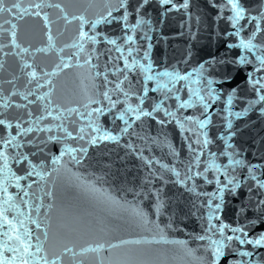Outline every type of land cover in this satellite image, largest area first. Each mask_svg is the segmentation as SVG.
<instances>
[{
  "label": "snow or ice",
  "instance_id": "6c2138e0",
  "mask_svg": "<svg viewBox=\"0 0 264 264\" xmlns=\"http://www.w3.org/2000/svg\"><path fill=\"white\" fill-rule=\"evenodd\" d=\"M207 2L217 10L214 22L223 21L232 29L215 33L217 41L226 46L225 54L212 55L191 70L173 65L172 70L154 71L151 43L140 56L143 47L140 40H152L151 21L144 17L153 0H103L104 8L94 13V19L88 13L96 0H87L88 7L79 15L70 14L63 3L53 0H0V37L5 34L8 37V44L0 43V70L4 69L2 57L15 55L22 62L21 72L27 78L25 87L33 86L9 95L0 89V264H65V257H70L71 264H84L77 257L88 254H94L95 264H155L145 258L147 253L142 248L118 251L126 246L149 244L175 246L180 254L173 259L179 264H264V251H256L264 250V163L237 158L241 152L230 142L240 131L234 129L230 117L240 120L253 111L264 116V0L256 15L242 0ZM156 3L164 9L161 17L173 11L192 15L189 12L192 0H156ZM45 8L56 11V20L50 19L51 14ZM225 11L229 13L226 16ZM27 17L42 21L47 39L46 47L34 52L55 51L58 56L59 62L50 72L38 71L24 58L34 52L18 43L15 21ZM57 21L66 26L77 25L73 42L59 49L52 35V25ZM196 21L199 23V16ZM113 22L120 24L122 37L112 38L98 30V26H111ZM249 25L251 30L242 35ZM138 29L143 31L139 39ZM229 38H237L238 43H229ZM191 39H197L195 32H191ZM8 47L13 51H4ZM66 48L75 51L61 55ZM229 50H238V56L230 58ZM192 55L189 50L183 61L186 65ZM73 67L85 69L86 74L80 78L85 102L64 107L52 99L55 88L52 78ZM217 76L219 80L215 79ZM238 76H243V80L237 81ZM16 79L14 76L6 83L15 87ZM233 81H237L235 86L226 91V85ZM150 83L154 86L150 87ZM245 91L254 98L238 96V92ZM152 94H159V98ZM222 95L226 96V107L221 110L214 106ZM15 97L26 103L17 102ZM236 99H246L247 107L234 111ZM13 108L25 111L14 120L9 119L6 113ZM214 115L221 116L226 136L224 132L216 137L210 135L211 128L219 127L214 123ZM49 120L54 123H44ZM150 121L160 126L156 135L149 131ZM168 125L179 131L187 153L184 159L163 131ZM217 140L223 141V147L216 145ZM101 144L123 147L126 156H134L147 169L148 176L139 190H126L132 192V201L105 188L104 177L88 180L68 167L69 163L83 165L89 147ZM153 145L161 152L167 149L164 155L175 162L170 164L163 162L164 157L145 155V151H153ZM214 145L218 151L213 150ZM220 157L227 158V162H218ZM62 176L75 182L102 209L126 214L136 227L152 233V239L121 240L118 244L95 241L79 251L67 243L60 251L46 247L48 224L44 223L42 233H34L28 225L42 228V209L44 221L51 219L53 204L44 203L45 197L51 200L54 195L48 181L52 180L54 185ZM157 181L161 186L153 188ZM167 184L193 197L188 201L190 211L186 216L197 220L199 231L189 233L191 240L202 242L197 248L189 247L186 240L167 238L166 229L183 230L178 225L174 227V213L161 226L160 217L166 215L167 207L162 192ZM206 186H211V190ZM145 200L150 201L147 206ZM229 211L233 222L226 219ZM160 264L164 261L160 260Z\"/></svg>",
  "mask_w": 264,
  "mask_h": 264
}]
</instances>
